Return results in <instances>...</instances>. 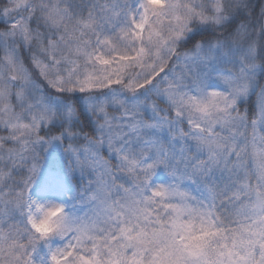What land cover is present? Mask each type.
<instances>
[{
	"label": "snow or ice",
	"instance_id": "obj_1",
	"mask_svg": "<svg viewBox=\"0 0 264 264\" xmlns=\"http://www.w3.org/2000/svg\"><path fill=\"white\" fill-rule=\"evenodd\" d=\"M0 264H264V0H0Z\"/></svg>",
	"mask_w": 264,
	"mask_h": 264
}]
</instances>
